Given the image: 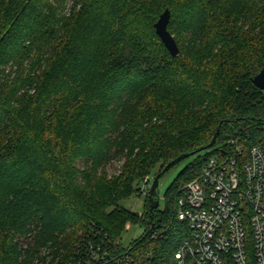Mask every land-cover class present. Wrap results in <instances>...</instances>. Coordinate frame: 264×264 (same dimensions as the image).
Here are the masks:
<instances>
[{
    "label": "trees",
    "instance_id": "1",
    "mask_svg": "<svg viewBox=\"0 0 264 264\" xmlns=\"http://www.w3.org/2000/svg\"><path fill=\"white\" fill-rule=\"evenodd\" d=\"M166 9L176 57L155 30ZM263 68L264 0H0V264H33L43 247L52 264H78L89 241L109 261L176 264L189 235L180 190L230 140L260 142L251 79ZM204 147L163 210L148 196L145 215L123 208L148 175ZM127 224L144 232L123 252Z\"/></svg>",
    "mask_w": 264,
    "mask_h": 264
},
{
    "label": "built area",
    "instance_id": "2",
    "mask_svg": "<svg viewBox=\"0 0 264 264\" xmlns=\"http://www.w3.org/2000/svg\"><path fill=\"white\" fill-rule=\"evenodd\" d=\"M262 130L249 149L230 140L180 190L177 217L189 235L175 253L176 264H264V125ZM103 247L89 241L78 264H132L129 256L109 261Z\"/></svg>",
    "mask_w": 264,
    "mask_h": 264
},
{
    "label": "rangeland",
    "instance_id": "3",
    "mask_svg": "<svg viewBox=\"0 0 264 264\" xmlns=\"http://www.w3.org/2000/svg\"><path fill=\"white\" fill-rule=\"evenodd\" d=\"M220 148V147H219ZM214 156V155H213ZM212 156V157H213ZM195 160L194 158H187L183 162L175 165L171 169H169L161 178L160 185L158 189V197L160 201L161 210L164 209V196L168 187L174 180V178L178 175V173L189 163ZM124 161L114 160L112 163L108 164L106 169L109 176L116 175L120 170L121 165ZM155 173L148 175L135 189L134 193L126 200L122 202V206L125 210L131 213H137L142 216L146 213V197L148 196L149 186L152 184L153 179L155 178ZM148 179V180H147ZM144 232V229L138 225L132 226L131 224H127L125 230L122 233V237L116 242V246L118 248H122L123 252H126L128 248L131 246L132 242L137 238H140ZM157 234L160 233V230L157 229ZM32 243V241L25 242L24 248H28V246ZM49 247H43L36 260L33 264H52V258L50 256ZM54 264V263H53ZM56 264V263H55ZM96 264V261L93 263Z\"/></svg>",
    "mask_w": 264,
    "mask_h": 264
},
{
    "label": "water",
    "instance_id": "4",
    "mask_svg": "<svg viewBox=\"0 0 264 264\" xmlns=\"http://www.w3.org/2000/svg\"><path fill=\"white\" fill-rule=\"evenodd\" d=\"M171 18V13L169 9H166L159 17L158 21L155 23V30L157 35L161 38L163 43L165 44L166 48L170 52V54L174 57L178 56L180 53V50L178 48V45L174 39V37L170 34L168 31V24ZM252 83L257 87L258 89L262 90L264 92V68L254 77L251 79ZM219 133V130H217V133L214 135L211 143L208 145V148L212 147L216 143L217 134ZM203 150H206V148H201L198 151H194L191 153H184L173 159L171 162H169L164 169L158 173L155 178L153 179L152 184L149 186V192H148V200H149V208L150 210L158 209L160 206V201L158 197V189L160 185V178L172 167L180 163L182 160L189 158L191 156H194L197 152H202Z\"/></svg>",
    "mask_w": 264,
    "mask_h": 264
}]
</instances>
